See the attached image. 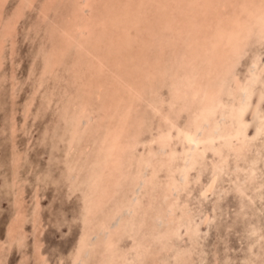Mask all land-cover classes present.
Returning a JSON list of instances; mask_svg holds the SVG:
<instances>
[{
    "label": "rangeland",
    "instance_id": "374dc122",
    "mask_svg": "<svg viewBox=\"0 0 264 264\" xmlns=\"http://www.w3.org/2000/svg\"><path fill=\"white\" fill-rule=\"evenodd\" d=\"M182 2L0 0V264H264V32L205 68L202 114L172 53L187 33L152 22Z\"/></svg>",
    "mask_w": 264,
    "mask_h": 264
},
{
    "label": "bare ground",
    "instance_id": "6f19581e",
    "mask_svg": "<svg viewBox=\"0 0 264 264\" xmlns=\"http://www.w3.org/2000/svg\"><path fill=\"white\" fill-rule=\"evenodd\" d=\"M182 1L183 2L181 3V6L175 5L176 9H172V10L170 9L169 13H167V11L166 12L161 11L163 9V7L160 10H158L159 7L156 6L154 8V10L156 11V14L158 15V17H157V19L152 20V22L154 23V25H157L158 23L161 25V29L159 28V31L162 30L163 27L166 28L167 30H169L170 27L174 26L175 22H177V24L179 22V25H181L182 28H184V30H185L184 32L187 33V39L181 38L182 37L181 35L179 37H177L178 39H172L174 43L179 42V44L184 43V45H185L184 46L182 44L183 45V48L181 49L182 54L179 55V52H178V55L180 56L179 58H177V55H176L177 50L172 51V53L174 55L173 58H175L174 62H177L180 69H183V67H185V68H187L186 71H188V70L191 71L192 75L190 78L195 81L197 88H193L190 95L192 98L199 96L198 99H200V103L202 104V107H201V113L202 114L205 112L206 113L209 112V114H210V112H212V107H213L214 103L216 102L217 94H218L219 88H221V84L220 85L219 84L216 85L214 83L211 84L214 81V79H213V81L209 80L208 83L210 85L208 84L207 88L203 87L202 80L205 77V75H207V72L208 73L210 72V69L206 70L205 68H208V67H210V65L211 66L213 65V69L217 71V72H213L214 78H219V77L221 78V77H223V75L224 76L227 75L234 68V65H235L237 59L239 58L241 51L245 47L246 41L249 40V37L251 35H253L255 31H258L261 33L264 32V3H263V0H258L256 2H255V0H182ZM226 2L227 3L230 2L232 4L233 10L229 14V21L224 22L223 19L225 17L223 18L219 13L214 12V10L218 9V6H219V8L221 7V8L225 9L226 4H227ZM153 4H155V3H153ZM169 5H171V4H169ZM183 7H186L185 10H187L186 11L187 19L186 18H185V20L174 19L175 11L177 13V12L181 11ZM194 10H197V11H194ZM189 11H190V13H189ZM151 13H152V11H151ZM195 13H197L196 17L194 16ZM197 15H199V16L204 15L203 20L196 22L195 18H197V19L199 18V16H197ZM142 17H143V15H142ZM143 18H145V16ZM145 20H146V18H145ZM148 21H150V19H148ZM186 21H187V23H186ZM210 23H212V25ZM192 32H194L196 34L197 33H199V34L203 33V34L200 38L199 37L196 38V36H194V34ZM154 34L155 33H153V35L152 34H150V35H152L153 38L156 39L157 35H154ZM183 35H184V33H183ZM172 40H171V42H172ZM162 52H163V50H162ZM116 53H117V51H116ZM172 61H173V59H172ZM198 62L203 63L204 66L202 68H199V66H197ZM146 67H148V66L146 65ZM153 69H155V68H153ZM149 73L152 74L153 72H149ZM142 74H143V72H142ZM178 85H179V83H178ZM181 93H182V91H181ZM177 94H180V93H177ZM113 105H116V104H113ZM194 108H195V106H194ZM198 108H200V107H198ZM126 113H129V111H127ZM195 117L197 119L199 116H197V114H196ZM197 126L199 127L200 125L197 124ZM120 129L122 130V128H120ZM111 132H113V131H111ZM116 133L114 134V143L117 142V140L119 139V135H120V133L118 135ZM225 135H227V134H225ZM209 142H210V139H209ZM114 147H116L115 144H113L111 146L109 145L108 147H106L107 155L104 156L103 161H101V164L99 163L98 166H96V164L92 165V168H95V169H93V174L92 175L90 174V176L88 177V180H87L89 182V184L87 185L89 187V189H88V193L86 196L88 199V211H93L95 209V207L97 208L99 206L100 202H98L97 200H95V201L93 200L96 193L97 192L105 193V191L107 189H109L108 183L104 180L103 176H106V174H105V170H106V166H107L106 161L111 160L112 157H113L112 159L115 158L112 155L113 152H115V151H113ZM96 159H97V157H96ZM107 172H109V171L107 170ZM151 183H152V181H151ZM167 189L168 188H166V190ZM169 191H170V189H169ZM150 220H152V219H150ZM153 221L155 222V220H153ZM169 224H171V223H169ZM171 228H173V227H171ZM124 229L126 230V228H124ZM88 235L89 234L87 233V236ZM86 245H87L86 241L82 242V244H81L82 247H85Z\"/></svg>",
    "mask_w": 264,
    "mask_h": 264
}]
</instances>
